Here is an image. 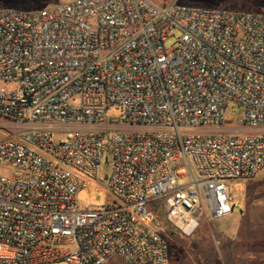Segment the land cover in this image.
Returning <instances> with one entry per match:
<instances>
[{
  "label": "built area",
  "instance_id": "obj_1",
  "mask_svg": "<svg viewBox=\"0 0 264 264\" xmlns=\"http://www.w3.org/2000/svg\"><path fill=\"white\" fill-rule=\"evenodd\" d=\"M0 117L13 130L0 140V264H170L152 204L190 236L200 215L237 207L227 182L264 170V16L151 0L0 6ZM108 152L110 199L80 209Z\"/></svg>",
  "mask_w": 264,
  "mask_h": 264
},
{
  "label": "rangeland",
  "instance_id": "obj_2",
  "mask_svg": "<svg viewBox=\"0 0 264 264\" xmlns=\"http://www.w3.org/2000/svg\"><path fill=\"white\" fill-rule=\"evenodd\" d=\"M69 0H0V6L22 11L51 7ZM157 5H165L173 1L191 6L202 5L224 8L232 11L259 13L264 16V0H151ZM172 40L166 43L170 46ZM107 117H118L120 111L111 108ZM243 116L241 107L231 104L226 110L227 126L234 131H241L238 118ZM10 130L7 121L0 117V140ZM215 132L216 130H207ZM97 167V178L86 179V187L76 195L80 209L104 205L110 199L105 188L104 176L111 168V152L106 153ZM196 179L200 180L195 171ZM179 185L182 182H178ZM231 198L237 203L232 214L220 220H212L200 215L198 226L190 236L181 233L170 222L162 204L157 201L151 209L155 213L156 224L166 238L170 256V264H264V170L258 172L250 180L227 182ZM227 230L226 233L217 231ZM51 264H65L57 262Z\"/></svg>",
  "mask_w": 264,
  "mask_h": 264
},
{
  "label": "crops",
  "instance_id": "obj_3",
  "mask_svg": "<svg viewBox=\"0 0 264 264\" xmlns=\"http://www.w3.org/2000/svg\"><path fill=\"white\" fill-rule=\"evenodd\" d=\"M217 231L221 234V233H226V232H228L227 230H225V231H220L219 229H217Z\"/></svg>",
  "mask_w": 264,
  "mask_h": 264
},
{
  "label": "bare ground",
  "instance_id": "obj_4",
  "mask_svg": "<svg viewBox=\"0 0 264 264\" xmlns=\"http://www.w3.org/2000/svg\"><path fill=\"white\" fill-rule=\"evenodd\" d=\"M180 174H182V172H180ZM179 225L182 226V223L180 222Z\"/></svg>",
  "mask_w": 264,
  "mask_h": 264
},
{
  "label": "water",
  "instance_id": "obj_5",
  "mask_svg": "<svg viewBox=\"0 0 264 264\" xmlns=\"http://www.w3.org/2000/svg\"><path fill=\"white\" fill-rule=\"evenodd\" d=\"M104 179H106V177H104Z\"/></svg>",
  "mask_w": 264,
  "mask_h": 264
},
{
  "label": "trees",
  "instance_id": "obj_6",
  "mask_svg": "<svg viewBox=\"0 0 264 264\" xmlns=\"http://www.w3.org/2000/svg\"><path fill=\"white\" fill-rule=\"evenodd\" d=\"M3 1H5V0H3Z\"/></svg>",
  "mask_w": 264,
  "mask_h": 264
}]
</instances>
